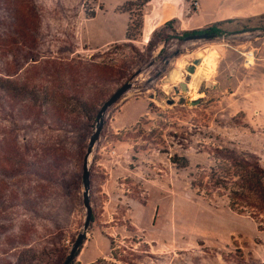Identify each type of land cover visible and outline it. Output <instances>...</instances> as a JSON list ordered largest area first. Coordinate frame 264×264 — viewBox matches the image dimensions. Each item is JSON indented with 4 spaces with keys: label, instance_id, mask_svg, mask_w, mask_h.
Returning a JSON list of instances; mask_svg holds the SVG:
<instances>
[{
    "label": "rangeland",
    "instance_id": "rangeland-1",
    "mask_svg": "<svg viewBox=\"0 0 264 264\" xmlns=\"http://www.w3.org/2000/svg\"><path fill=\"white\" fill-rule=\"evenodd\" d=\"M130 1L0 0V264L64 262L97 112L125 82L88 157L92 218L69 264H264V61L214 65L264 50L258 0H149L124 44ZM207 25L224 32L185 40ZM200 50L180 104L172 87Z\"/></svg>",
    "mask_w": 264,
    "mask_h": 264
},
{
    "label": "water",
    "instance_id": "water-1",
    "mask_svg": "<svg viewBox=\"0 0 264 264\" xmlns=\"http://www.w3.org/2000/svg\"><path fill=\"white\" fill-rule=\"evenodd\" d=\"M214 35H208V34H202V33H197L194 35L188 36L187 40H195V39H202V40H208L214 38ZM205 56L204 50H200V52L192 57V60L190 63H186L187 65L185 66L186 69V78L178 81L177 84H174L172 87V94L178 97V103L182 104L185 102V99L187 97V94L189 92V81L190 77L196 72V68L202 63L203 57ZM205 83L207 85H213L212 82L205 80ZM132 87L131 82H125L121 87L117 88L111 95L110 97L102 104V106L99 108L96 119H95V130L92 133V135L89 137V142H88V147H87V152L85 153L84 156V164H83V205L86 211V218L83 223V231L79 232L75 238V241L72 245L71 251H69L68 255L64 259V262L62 264H69L73 258L76 255V251H78L79 246L82 245L84 239H85V234L87 231V227L89 225L90 219L92 218V210L89 204L90 197H89V165H88V157L90 153L92 152V148L100 135L101 128L103 126V119H104V113L106 110L117 100H119L124 93L128 91V89ZM151 99H155L153 95H149ZM156 100V99H155ZM163 103V101H160ZM199 102V100H193L191 102L192 105H195ZM168 104H173L174 101L173 99H170L167 101Z\"/></svg>",
    "mask_w": 264,
    "mask_h": 264
},
{
    "label": "crops",
    "instance_id": "crops-1",
    "mask_svg": "<svg viewBox=\"0 0 264 264\" xmlns=\"http://www.w3.org/2000/svg\"><path fill=\"white\" fill-rule=\"evenodd\" d=\"M249 7L250 6H247V8H249ZM252 8L255 9V10H253L254 11L253 16L258 17L259 15L264 13V1L263 0L254 1V3L252 4ZM258 44L259 43H257V48L253 47V46L251 47L253 50L252 51V57L248 58V60H250V61L247 60L246 65L244 62H245V59L247 57L246 56L247 54H245L246 51L245 50L243 51L241 48H239L237 50L238 54L234 52L229 57H228V55H226L225 49H222L221 53H219V55L215 57L216 60H215L214 65L216 64V66L219 67V64L222 63L223 60L226 59V61H224V63H223V67L226 70H229L230 66H235V67L237 66V70L235 71L236 73L238 72L237 74L243 73L246 70H248V71L252 70L254 68V66L256 65V63L264 61V50H263V48H260V46ZM225 56H226V58H225ZM244 57H245V59H244ZM225 62H226V65H225ZM228 75L231 76V72L228 71Z\"/></svg>",
    "mask_w": 264,
    "mask_h": 264
},
{
    "label": "trees",
    "instance_id": "trees-1",
    "mask_svg": "<svg viewBox=\"0 0 264 264\" xmlns=\"http://www.w3.org/2000/svg\"><path fill=\"white\" fill-rule=\"evenodd\" d=\"M149 0H134L127 2L126 4L123 5V7L126 5H129V8L127 7L124 9L125 11L128 12L129 14V21L127 22V28L125 32V43L127 44L128 42L134 41L137 38H140L141 36V30H142V7L145 5V3ZM232 19H229L230 21ZM224 31L220 29L219 25H207L204 26L203 28L199 29H194L193 31H186L184 30L183 35L185 37L194 35L197 33H202V34H208V35H221Z\"/></svg>",
    "mask_w": 264,
    "mask_h": 264
},
{
    "label": "bare ground",
    "instance_id": "bare-ground-1",
    "mask_svg": "<svg viewBox=\"0 0 264 264\" xmlns=\"http://www.w3.org/2000/svg\"><path fill=\"white\" fill-rule=\"evenodd\" d=\"M181 72L182 71L180 69H178V68L173 69L169 73V77L167 76L168 77L167 79L172 81V80L176 79L177 77H179ZM200 81H201V77H200V75H198V71L196 70V72H194V74L192 75V78H191V80L189 81V84H188V87H189L188 89H189L190 93H193L195 91V89L198 88V85H199Z\"/></svg>",
    "mask_w": 264,
    "mask_h": 264
},
{
    "label": "built area",
    "instance_id": "built-area-1",
    "mask_svg": "<svg viewBox=\"0 0 264 264\" xmlns=\"http://www.w3.org/2000/svg\"><path fill=\"white\" fill-rule=\"evenodd\" d=\"M191 4H192L191 8L193 10L197 9V6H198L197 0H191Z\"/></svg>",
    "mask_w": 264,
    "mask_h": 264
},
{
    "label": "flooded vegetation",
    "instance_id": "flooded-vegetation-1",
    "mask_svg": "<svg viewBox=\"0 0 264 264\" xmlns=\"http://www.w3.org/2000/svg\"><path fill=\"white\" fill-rule=\"evenodd\" d=\"M188 36L185 38V40H187Z\"/></svg>",
    "mask_w": 264,
    "mask_h": 264
}]
</instances>
